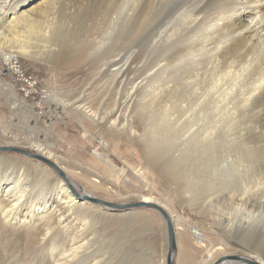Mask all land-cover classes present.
Here are the masks:
<instances>
[{"label": "rangeland", "instance_id": "rangeland-1", "mask_svg": "<svg viewBox=\"0 0 264 264\" xmlns=\"http://www.w3.org/2000/svg\"><path fill=\"white\" fill-rule=\"evenodd\" d=\"M146 10L147 14L135 22L134 34L120 37V56L127 62L122 76H115V69L100 60L104 56L99 46L104 41L103 34L81 33L79 38L73 39L54 32L50 40L62 38L58 46L39 43L38 47L33 38L34 43L29 42L33 47L31 52L43 55L15 56L47 90L48 97L44 100L26 98L13 83L2 62L4 55L18 51L6 39L13 33L21 36L24 26L0 27V147L8 148L1 153L5 158L30 167L33 174L27 180L33 188L30 187L27 199L46 194L41 189L39 191V187L34 189L35 180L45 176L54 185L57 179H61L55 169L38 160L39 156L56 163L75 189L94 199L113 205L151 203L163 207L171 218L176 238L182 228L190 227L186 230L187 237L195 252L199 253L194 264H204L203 261L209 260L212 252L198 249L193 230H198L215 244L220 240L219 220L227 223L230 217L227 214L229 209L223 206L226 200H222L221 204L218 201L224 193L217 192L214 187L217 159L223 164L228 162L226 154L233 134L240 135L245 143L264 146V64L256 67L254 62L251 67L246 63V59H251V53L243 58L233 56V53L232 59H229L233 63L222 60L218 67L212 66L210 53L223 39L205 38V41L194 35L186 38L176 36L171 46L166 47L161 35L159 39L154 31L149 32L152 19L159 14L157 6ZM222 11L212 10L211 15L203 17L205 27L208 28L211 21L223 19ZM154 26L151 25V30ZM79 41L84 46L74 57L72 54L78 48H71L70 45L79 44ZM89 41L90 44H87ZM188 42H192L190 47L183 50V44H190ZM169 48L170 56L175 59L170 64L172 66L163 69L165 60L170 58L163 57ZM44 49L50 53H61L62 60L51 62L47 57L49 53L46 54ZM216 80L217 83L214 82ZM251 89L256 91L250 95L253 100L247 102V92ZM128 98L131 99L129 109L125 107L129 103ZM118 109L121 110V119L114 123L116 118L113 115ZM249 131H252L251 135L246 134ZM221 154L223 157H220ZM2 173L0 175L6 173L7 177L13 175L11 171ZM82 173L94 183L102 184V190L90 188L92 183L78 180L73 175ZM187 177L195 180L197 189L188 188ZM37 191L40 192L38 195ZM134 213L143 215L145 220H149L147 223L154 221L156 229H143L132 219L126 222L124 216ZM69 220L76 226L75 232L72 231L73 237L77 234L73 247L83 248L86 244L88 246L85 245L83 250L88 253L101 251L98 257L90 258L86 264H123L127 260L126 253L131 249L138 259L151 258L154 264H168L167 223L155 209H114L91 203L84 211L71 215ZM128 227H134L136 231L139 229L135 233ZM10 237L12 240L6 246L7 251L2 241L8 238V234L0 236V264L42 263L41 251L28 249L24 234ZM135 237L137 241L141 239L146 243L143 249L133 247L137 242ZM86 240L91 244L83 243ZM153 242L156 243L154 255L145 250ZM178 253L177 245L174 264H177ZM18 254L20 256L16 257Z\"/></svg>", "mask_w": 264, "mask_h": 264}, {"label": "bare ground", "instance_id": "bare-ground-1", "mask_svg": "<svg viewBox=\"0 0 264 264\" xmlns=\"http://www.w3.org/2000/svg\"><path fill=\"white\" fill-rule=\"evenodd\" d=\"M154 5L157 6L159 14L152 19L151 25L155 24V26L153 27L154 29L151 30L150 25L149 32L154 31L158 34L159 39H161V35L163 42L167 45L166 47H169L173 38L176 36H183L182 38H186L188 35H194V37L196 36L199 40L205 38L213 40L223 39L222 42H218L220 44L219 46L217 45L218 47L214 48L211 53L209 52L212 58V60H210L211 64H213L212 66L218 67L217 64H220L222 60H225V63H233L229 60L232 59L231 56L233 53V56L239 55L242 58L251 53V59H246V63L251 66L255 62L256 67L263 66L264 0H202L200 3L198 0H1L0 27L20 28L24 26L22 31L24 36L22 34L20 36L18 33H13L14 35L8 37L6 41L10 45L18 48V51L12 53L13 55L28 57L32 54L37 56L43 55V53L31 52L33 47L29 42L31 41L34 43L32 41L33 38L38 42V47L39 43L43 45L50 43L58 46L61 44L62 38L50 40L54 32L73 39H77L78 35L81 33L103 34L102 38L104 41L102 42H104V44L100 42L99 46L100 50L104 52V56L100 60H103L106 66L115 69V76H122L125 72L127 62L126 59L120 56L119 50L120 47H122L120 37L134 34L132 29H135V22H138V20L143 17L142 15L147 14L148 10L146 9L152 8ZM216 9L223 10L222 14L224 18L220 21L217 19L215 22L211 21L213 23L210 22V25L206 28L205 23H203L204 19L202 20V18L208 14L211 15L212 10L214 11ZM149 14L150 13H148V15ZM250 17L252 18L250 19ZM102 23L106 27H103ZM97 24H100V26ZM108 38H110V40ZM22 39H25V41H22ZM193 39L191 40L192 42L195 40ZM80 41L79 44L76 42L75 45H70L71 48H78L74 50L76 52L72 54L74 57L83 49L84 44L80 43ZM191 43H184L182 49L187 50ZM87 44H90V41ZM44 52H46V54L49 53L47 57L51 62H60L62 60L61 53H50L45 49ZM64 54L66 55V53ZM169 56L170 48L166 49V53L163 57L167 59ZM173 59H175V57L170 56V58L165 60L163 69L172 66L173 64H170L171 62L173 63ZM247 66L245 68L249 69ZM170 69L172 70V68ZM217 70L219 69L217 68ZM240 75H238V77ZM226 78L228 77L226 76ZM234 80L236 81V79ZM248 80L246 79V81ZM214 82L217 83V80ZM219 90L221 91V89ZM255 91L256 90L252 92L251 89L247 92V102L253 100L250 98V95H254ZM261 93L259 95H261ZM127 101L129 103L125 104V107L129 109L131 99L128 98ZM85 114L87 113L85 112ZM121 115V110L118 109L113 115V117L116 118L114 123H117V121L121 119ZM116 129L117 128H115V130ZM251 133L252 131H249V133L247 132L246 134L251 135ZM231 142L226 154L228 162L223 164L217 159V173L214 182L215 190L224 193L222 197L218 199L219 204L222 203V200H226V204L223 202V206L225 205L227 210L229 209V213L227 214L230 217L227 223L223 222L221 219L219 220L217 226L220 240L215 244L211 243L198 230H193L194 236L196 237V245L202 252H212L213 254H209L210 258L209 260L203 261L204 264H206V262H211V264H264V146H259L257 143H245L238 134H233ZM6 149L8 148L0 147V155L2 156H0V166L3 169V173L4 171H11L13 175L12 177H7L6 173L3 174L2 171H0V173L3 174L0 175V236L8 234L7 239L4 238L3 241L1 240L3 242L2 245H4V247L10 245L12 240L10 236L24 234L27 237V248L31 249V251H41V264H86V262L89 263L90 258L98 257V253L101 251H98V253L94 251L88 253L86 252L87 250H83L86 244H84L83 248L78 246L73 247L77 234L73 233V237L72 231H74L76 226L69 222L71 215L82 212L85 210L86 205L89 206L91 203H95L90 200L92 197L85 193H80L75 189L73 183L63 174V170L61 169V171L55 163L54 165L58 168L59 172L57 173L60 175L61 179H57L58 182L56 181L54 185H51V181L49 183V180L47 181L45 176L35 180V182H33L35 186L34 189L39 187V191L41 189V191L46 194L41 197L40 195L39 197H34L32 194L33 196L27 199L26 195L29 193L30 187L33 188L28 182L33 173L26 163L17 162L11 158H5L6 156L3 157L1 152ZM30 155L37 156L32 153H30ZM220 157H223V154H221ZM67 173L70 175V172L67 171ZM75 174L73 175L78 180L92 183L93 185L90 184V188L92 186L97 191L102 190V184L98 185L94 183L83 176V173L78 176ZM191 178L187 179L188 188L197 189V184L195 185L194 183L195 180ZM5 185L7 186L4 187ZM39 191L36 192L37 195L40 193ZM41 199L43 200L40 201ZM219 210L221 212L223 211L222 208ZM124 219H126V222L130 219L134 222H138L139 225L143 226V229L149 227L153 230L155 228L154 221L150 220L151 222L147 223L149 220H145L146 218L140 214L126 215ZM185 227L182 228V231L179 233L177 232L176 239L177 245L179 246V253L176 262L177 264H194L199 253L195 252L191 240L187 237L186 230L190 227ZM133 228L134 227H131L129 229L128 227L130 231H135V233L139 229L138 228L136 231V229ZM180 228L181 227L178 229ZM86 230L87 229H85V232ZM83 243L89 244L90 241ZM16 244H18V242ZM155 244L156 243L153 242L150 246L147 245L149 249L146 248L145 250L151 251L154 255L156 253ZM145 245L146 243L140 239L133 247H141L143 249ZM6 249L8 251V247H6ZM126 255L127 260L123 261V264H133L132 259L137 262L134 264H154L151 258L147 260L143 258L138 259V256L135 255L132 249L127 252ZM19 256V254L16 255V257ZM237 257L240 259H237ZM129 258H132V262ZM173 260L174 258H172V261ZM32 264L37 263L33 262ZM98 264L100 263L98 262Z\"/></svg>", "mask_w": 264, "mask_h": 264}, {"label": "built area", "instance_id": "built-area-1", "mask_svg": "<svg viewBox=\"0 0 264 264\" xmlns=\"http://www.w3.org/2000/svg\"><path fill=\"white\" fill-rule=\"evenodd\" d=\"M2 62L10 73L13 83L26 98L44 100L48 97L47 90L43 89L37 79L28 73L19 57L4 55Z\"/></svg>", "mask_w": 264, "mask_h": 264}, {"label": "water", "instance_id": "water-1", "mask_svg": "<svg viewBox=\"0 0 264 264\" xmlns=\"http://www.w3.org/2000/svg\"><path fill=\"white\" fill-rule=\"evenodd\" d=\"M38 159L42 160L47 165L51 166L53 169H55L57 172H59L58 168H56V166L52 162H50L49 160H46V159L40 158V157H38ZM90 200L92 202L99 203V204L109 206L112 208H116V209H125V208H133V207H148V208H152V209L159 211L163 215V217L167 223V228H168V235H169V251H168L169 261H168V264H173L172 258L174 256V253L176 251V246H177L175 229H174V226H173V223L171 221L169 214L163 208H161L158 205L151 204V203H138V204L123 206V205H113L110 203H104V202L97 200V199H94V198H92Z\"/></svg>", "mask_w": 264, "mask_h": 264}]
</instances>
